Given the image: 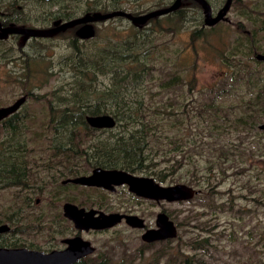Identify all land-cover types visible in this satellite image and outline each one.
I'll use <instances>...</instances> for the list:
<instances>
[{
	"label": "rangeland",
	"instance_id": "1",
	"mask_svg": "<svg viewBox=\"0 0 264 264\" xmlns=\"http://www.w3.org/2000/svg\"><path fill=\"white\" fill-rule=\"evenodd\" d=\"M172 1L24 0L15 17L46 24ZM225 1H207L212 16ZM8 4L0 0V8ZM205 13L200 2L183 0L144 23L96 20L90 37L70 28L0 40V106L26 96L0 120V223L10 226L0 245L47 251L79 234L95 249L75 264H264V59L255 56L264 54V0H231L216 24ZM81 93L103 96L106 107L115 94L122 109L141 106L128 117L119 106V114L106 110L114 125L93 127L74 104ZM97 165L184 182L196 193L167 201L125 183L110 190L64 181ZM64 202L135 213L145 227L165 211L176 234L146 241L144 228L124 220L78 229Z\"/></svg>",
	"mask_w": 264,
	"mask_h": 264
},
{
	"label": "water",
	"instance_id": "2",
	"mask_svg": "<svg viewBox=\"0 0 264 264\" xmlns=\"http://www.w3.org/2000/svg\"><path fill=\"white\" fill-rule=\"evenodd\" d=\"M205 7V20L208 23H215L221 18L228 8L231 0H226L224 5L218 9L215 16H212L210 6L206 0H196ZM181 0H173L169 5L153 8L143 13L132 14L124 10H111L108 12L85 13L82 16L61 21H54V26L34 27H3L5 35L7 32H24L26 35H52L59 30L84 22L77 30L83 37L93 34L91 21L104 19L113 15H124L138 23H144L148 18L166 13L177 8ZM256 58L264 59V54L256 53ZM26 99L21 95L12 102L0 106V120L14 113ZM87 122L93 127H111L114 125V117L109 113H86ZM264 128V122L260 124ZM64 181H72L84 185H93L113 190L116 185L127 184L128 189L136 195L156 200L167 201L185 200L191 198L196 190L189 184L177 182L173 184H162L149 175L137 174L128 170L116 167L94 166L89 173L80 174ZM64 215L74 222L78 229H103L111 227L124 220L127 224L144 228L142 238L146 241H153L175 236L176 225L165 211H159L156 217V226L145 227L143 217L135 213L119 211L105 212L95 208H85L71 202H64L62 205ZM10 229L7 223H0V234ZM65 246L41 250L26 246H3L0 245V264H75L79 259L93 252L95 247L90 240L79 234L67 236L62 239Z\"/></svg>",
	"mask_w": 264,
	"mask_h": 264
},
{
	"label": "flooded vegetation",
	"instance_id": "3",
	"mask_svg": "<svg viewBox=\"0 0 264 264\" xmlns=\"http://www.w3.org/2000/svg\"><path fill=\"white\" fill-rule=\"evenodd\" d=\"M7 1L8 7L6 8V5L4 6V9L0 8V33L2 34L4 31L1 28H5V27H34V28H43V27H51L54 26V21L57 19H60L61 21L67 20V19H71V18H75V17H79L82 16L81 15H70L68 17H66L65 19L62 18L64 16H57L55 17L51 22L49 23H42L41 20L39 19L40 22H32V23H28V20H22L21 18H17L15 17L19 12L22 11L23 6L21 3L24 2V0H5ZM47 1V0H46ZM183 0H181L182 3ZM196 1V0H195ZM208 1V0H207ZM180 3V4H181ZM15 7V10H14ZM11 8V9H8ZM14 11V12H11ZM217 11V10H216ZM215 11V12H216ZM89 13V12H87ZM105 19V18H104ZM98 20H102V19H98ZM221 20V19H219ZM219 20H217L215 22L218 23ZM96 21V20H94ZM94 21H91L90 23L93 24ZM84 22H80L77 23L75 25L69 26L65 29L59 30L58 32L52 34V35H26L24 32H7L5 33V35L0 36V40L2 39H6L8 37H10L12 34L14 35H18V36H22L24 39L28 38V37H34V38H38V37H48V36H53L62 32H65L66 30H69L70 28H72L74 30V32L78 35L81 36L77 33V30L80 26L83 25ZM94 31V28H93ZM83 37V36H81ZM90 37V36H89ZM68 218V217H67ZM74 223V222H73ZM63 246H65V243L63 244ZM62 246V247H63ZM56 248H61V247H56ZM42 250V249H41ZM46 251V250H45ZM83 258V257H82ZM80 260V259H79Z\"/></svg>",
	"mask_w": 264,
	"mask_h": 264
},
{
	"label": "trees",
	"instance_id": "4",
	"mask_svg": "<svg viewBox=\"0 0 264 264\" xmlns=\"http://www.w3.org/2000/svg\"><path fill=\"white\" fill-rule=\"evenodd\" d=\"M226 51H223L221 52L222 54V57L226 56L227 52L225 53ZM104 61V60H103ZM75 88V87H74ZM73 89V88H72ZM82 96L78 95L79 97L76 98L74 104L75 105H78V108L82 111H84L85 113H102V112H105L106 110H111L113 111L114 113H117L119 114V111L120 109L119 108H123V106H119V99L116 97V94L115 96L114 95H111V98L114 99L115 101V105L113 107L107 105H105V101H107L106 99H103V96L101 97H97V99H90L88 98L87 96H85L84 93H81ZM110 96V95H109ZM108 96V97H109ZM126 106H125V109H122L123 113H125L124 115L126 117H128L127 115H130L132 112H134L136 109H139L140 106H141V103H136V104H132V103H129V102H125ZM124 105V104H123ZM119 106V108H118ZM109 108H112V109H109ZM13 116V115H12ZM11 116V117H12ZM10 246H17V245H21V244H17V243H14V242H11V243H8Z\"/></svg>",
	"mask_w": 264,
	"mask_h": 264
}]
</instances>
